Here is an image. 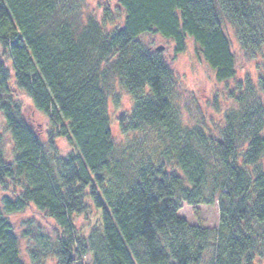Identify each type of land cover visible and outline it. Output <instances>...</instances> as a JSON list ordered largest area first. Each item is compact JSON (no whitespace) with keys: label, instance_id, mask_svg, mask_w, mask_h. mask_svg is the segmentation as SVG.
<instances>
[{"label":"trees","instance_id":"16d2710c","mask_svg":"<svg viewBox=\"0 0 264 264\" xmlns=\"http://www.w3.org/2000/svg\"><path fill=\"white\" fill-rule=\"evenodd\" d=\"M85 3L0 0V114L16 148L14 162H7L0 135V185L12 193L0 202V264H24L8 215L29 207L62 230L59 264H86L88 256L92 264H203L211 251L212 264H255L264 250L263 106L248 100L255 86L239 82L231 92L242 113L228 118L222 140L186 131L174 110V70L142 37L172 41L175 56L186 51L190 37L218 82L234 80L228 28L243 49L261 52L264 0H120L124 23L111 32L93 14L80 28L66 21ZM104 14V22L113 24L112 12ZM12 72L17 88L50 117L51 135L75 148L69 156L57 155L52 139L53 156L44 150L9 96ZM114 81L133 102L130 114L119 119L122 133L163 141L159 157L118 159L109 117ZM242 135L246 149L240 152ZM88 200L101 229L80 241L73 218L89 211ZM217 201V230L179 216L184 202L196 207Z\"/></svg>","mask_w":264,"mask_h":264},{"label":"rangeland","instance_id":"374dc122","mask_svg":"<svg viewBox=\"0 0 264 264\" xmlns=\"http://www.w3.org/2000/svg\"><path fill=\"white\" fill-rule=\"evenodd\" d=\"M120 0H86L84 9L76 15L67 18V22L76 28L84 26L89 15L93 14L100 22L105 32H111L123 26L125 11L119 5ZM109 9L115 16L113 24L104 22L105 10ZM228 35L232 41V50L236 58V78L220 83L216 80L215 72L208 66L203 57L199 55L194 40L187 38V49L183 54L175 56L172 41L164 39L160 35L149 34L142 37L143 42L152 51L158 47H164L161 51L174 70L176 76L177 95L174 101V110L179 116L186 131H200L214 140H222L223 133L228 127V118L238 112L242 113V107L230 94L236 91L239 82L252 81L255 91L248 98L250 104L262 105L258 119L263 120L264 127V49L254 55L241 47L232 28H228ZM6 64L12 69V61L5 57ZM262 77V78H261ZM109 117L114 141L118 147L117 157L123 159L132 155L136 160L148 156H158L159 150L165 145L152 136L142 133L124 135L120 129L119 119L122 115H128L132 111L133 102L127 91L117 82L109 84ZM10 97L19 103L24 116L32 128L39 135L42 144L49 155V141L52 139L57 149V155L67 157L75 151L70 143L53 133L55 126L50 117L38 111L31 98L17 88L15 75L12 72L10 82ZM231 118V117H230ZM237 124V123H236ZM186 128V129H185ZM0 135L2 136V149L7 162L15 160V143L6 121L0 114ZM53 136V137H51ZM196 145V138H193ZM239 150L246 149L244 136L238 140ZM197 146V145H196ZM156 154V155H155ZM11 188H14L11 185ZM10 191L0 185V202L5 196H11ZM89 211L81 216L73 218L75 236L83 241L89 237L93 229H101L100 214L88 200ZM179 216L194 226L217 230L220 224V210L218 201L214 205H199L196 207L183 203ZM8 221L13 227L14 234L18 238L20 257L24 264H59L61 250L57 246L59 239L64 237L62 230L52 219H47L34 207H29L21 213L8 215ZM35 255L36 261L33 262ZM214 253L209 252L203 264H212ZM86 264H92L91 256L86 259ZM255 264H264V250L256 255Z\"/></svg>","mask_w":264,"mask_h":264},{"label":"water","instance_id":"95a60500","mask_svg":"<svg viewBox=\"0 0 264 264\" xmlns=\"http://www.w3.org/2000/svg\"><path fill=\"white\" fill-rule=\"evenodd\" d=\"M157 51H158V52L164 51V47H162V46H161V47H158V48H157Z\"/></svg>","mask_w":264,"mask_h":264}]
</instances>
